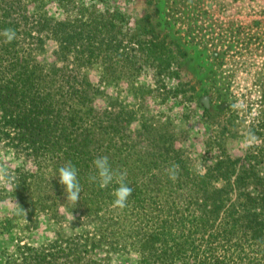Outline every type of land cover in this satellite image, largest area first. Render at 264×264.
Here are the masks:
<instances>
[{
  "label": "trees",
  "instance_id": "16d2710c",
  "mask_svg": "<svg viewBox=\"0 0 264 264\" xmlns=\"http://www.w3.org/2000/svg\"><path fill=\"white\" fill-rule=\"evenodd\" d=\"M85 2L75 17L67 13L61 19L46 6L59 3L66 11L72 0H0V32L16 31L10 43L0 35V138L35 167H19L4 195L16 204L0 220V264H110L114 258L136 264H264V71L241 93V107H232L238 97L216 107L222 120L208 145L217 155L205 171L181 148L159 149L155 158H146L122 135L117 115H100L88 85L39 58L48 39L84 65L90 61L81 57L87 49L92 57L99 48L115 46V10L98 13ZM138 34L130 38L140 49L127 54L148 51L159 73L169 70L175 56H165ZM205 115H213L209 106ZM249 132L255 143L244 155L231 153L229 142ZM98 156H107L133 189L123 209L112 206L115 180L103 188L89 181ZM69 161L82 188L76 205L67 201L58 177ZM172 165L179 166L175 181L169 179ZM61 207L86 225L72 235L60 230L53 240L31 241L41 215L59 219Z\"/></svg>",
  "mask_w": 264,
  "mask_h": 264
},
{
  "label": "rangeland",
  "instance_id": "374dc122",
  "mask_svg": "<svg viewBox=\"0 0 264 264\" xmlns=\"http://www.w3.org/2000/svg\"><path fill=\"white\" fill-rule=\"evenodd\" d=\"M82 1L94 4L98 13L115 10V46L99 48L92 57L87 49L81 57L90 61L84 65L73 53L63 54L57 40L48 39L38 52L40 60L57 64L88 85L100 115H117L122 135L134 141L144 157L155 158L159 149L181 148L195 168L205 171L217 155L208 145L222 120L216 107L237 97L236 104L242 102L241 93L264 71V0H72L70 10L59 3H49L46 9L61 19L67 13L75 17ZM134 33L147 44L157 43L165 56H175L169 70L159 73L147 50L127 54L130 48L140 49L130 38ZM179 83L181 91L175 92ZM208 106L213 114L209 119ZM228 147L241 156L247 144L245 138L234 139ZM0 162L14 177L19 167L35 170L29 158L1 138ZM11 190L12 184L0 183V220L15 208L9 194L4 196ZM59 212V219L41 215L30 240L40 244L55 239L60 230L72 235L86 225L65 207ZM134 260L114 258L110 264H136Z\"/></svg>",
  "mask_w": 264,
  "mask_h": 264
},
{
  "label": "clouds",
  "instance_id": "9594fccd",
  "mask_svg": "<svg viewBox=\"0 0 264 264\" xmlns=\"http://www.w3.org/2000/svg\"><path fill=\"white\" fill-rule=\"evenodd\" d=\"M5 38V42L10 43L16 38V31L12 28H6L0 32ZM233 108H239L241 105L233 104ZM256 141V137L253 133L249 132L245 143L249 146L253 145ZM96 174L89 176L90 182H99L100 187H107L114 180L119 185L114 191L113 207L123 209L127 206L129 197L132 195L133 189L126 184L125 174L114 171L109 163L107 156H98L93 160ZM178 165H172L169 172V179L175 181L177 179ZM59 183L64 186L66 192V199L68 202L76 205L80 201V194L82 191L81 184L78 180V170L69 161L65 165L58 169ZM15 182V177L12 175L8 167L0 162V183L11 185ZM21 212L24 216L27 215L26 211L21 208ZM74 219V217H73Z\"/></svg>",
  "mask_w": 264,
  "mask_h": 264
}]
</instances>
